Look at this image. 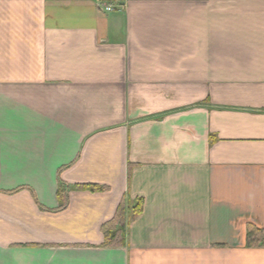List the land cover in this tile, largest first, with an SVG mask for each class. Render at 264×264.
Instances as JSON below:
<instances>
[{
    "label": "crops",
    "instance_id": "1",
    "mask_svg": "<svg viewBox=\"0 0 264 264\" xmlns=\"http://www.w3.org/2000/svg\"><path fill=\"white\" fill-rule=\"evenodd\" d=\"M248 224L264 0H0V264H264Z\"/></svg>",
    "mask_w": 264,
    "mask_h": 264
},
{
    "label": "trees",
    "instance_id": "2",
    "mask_svg": "<svg viewBox=\"0 0 264 264\" xmlns=\"http://www.w3.org/2000/svg\"><path fill=\"white\" fill-rule=\"evenodd\" d=\"M119 212V211H118ZM121 216L119 213L117 217ZM123 227H119V230H105L106 245L114 242V238L117 236V232L120 234L123 232ZM108 237V238H107ZM245 246L246 247H261L264 246V229L257 228L254 225L248 224L246 227L245 235Z\"/></svg>",
    "mask_w": 264,
    "mask_h": 264
},
{
    "label": "built area",
    "instance_id": "3",
    "mask_svg": "<svg viewBox=\"0 0 264 264\" xmlns=\"http://www.w3.org/2000/svg\"><path fill=\"white\" fill-rule=\"evenodd\" d=\"M98 8L101 10V11H104V12H111V11H114L115 8L111 5H106V4H100L98 5Z\"/></svg>",
    "mask_w": 264,
    "mask_h": 264
}]
</instances>
